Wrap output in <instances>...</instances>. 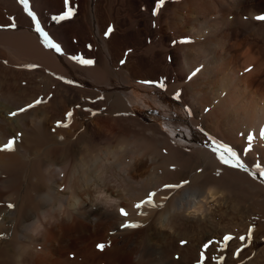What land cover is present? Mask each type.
Listing matches in <instances>:
<instances>
[{
	"label": "bare ground",
	"instance_id": "1",
	"mask_svg": "<svg viewBox=\"0 0 264 264\" xmlns=\"http://www.w3.org/2000/svg\"><path fill=\"white\" fill-rule=\"evenodd\" d=\"M29 2L65 54L44 47L18 0H0V25L16 24L0 29V149L16 140L0 151V264H198L204 243L249 229L238 260L264 264V247L251 250L264 240V178L254 168L264 165V0H166L156 15L159 0H72L75 15L59 23L51 16L64 0ZM76 75L92 87L57 78ZM149 80L180 93L187 137L137 116L129 83ZM37 98L47 102L20 112ZM197 135L205 142L191 144ZM209 137L240 152L250 172L221 165ZM149 191L157 207L137 210ZM205 255L239 264L215 244Z\"/></svg>",
	"mask_w": 264,
	"mask_h": 264
},
{
	"label": "snow or ice",
	"instance_id": "2",
	"mask_svg": "<svg viewBox=\"0 0 264 264\" xmlns=\"http://www.w3.org/2000/svg\"><path fill=\"white\" fill-rule=\"evenodd\" d=\"M19 4L23 6L24 11L26 12L27 16L30 17L31 21H32V25L34 28V31L39 35V37L42 40V43L44 45V47H46L47 49L53 50L55 53L63 56L64 50L61 46L60 43H58L50 34L48 31L45 30L44 25L41 23L39 17L37 16V14L32 10L31 6H30V2L29 0H18ZM166 0H159L158 5H157V11L154 12L153 14L156 15L158 13V10L160 7H162L165 4ZM64 5H65V10L62 12V14L59 15H53L51 16V20L55 21L57 23L68 20L70 18H72L75 15V10L74 7L72 6V0H64ZM10 19V23L8 25H0V29H7V28H16V24L14 22L15 18H9ZM257 20H261L264 21V16H258L256 17ZM114 31V27L113 26H108L105 32V36H110L111 33ZM192 41L189 38H184L181 41H179V43L182 44H188L191 43ZM89 48L91 47V45L88 46ZM131 50H129L130 52ZM69 59H71L72 61L82 65V66H92L94 65L95 61L91 58H85L83 55H71L69 56ZM126 61L125 60H121V64H124ZM26 67H28L29 69H35L38 66L37 65H27ZM202 70L201 67H197L188 77V79H192L194 76H196L200 71ZM58 79L64 81L65 83L69 84V85H74L76 82L73 80H68L65 77H57ZM140 83L142 84H146V85H151V86H155L159 89H164L166 87L164 81H140ZM175 98L179 99L180 98V93L177 92L175 94ZM48 99H51V97H48ZM47 100H44L43 98H37L34 103L27 105V108H20V112H25L28 109L34 108L42 103H46ZM88 111H91L90 109ZM206 111H208V109H206ZM95 114V113H93ZM189 114H191L190 110H189ZM11 115L14 117L17 115V112H12ZM68 119H71L73 116L72 112H68L66 114ZM67 125L63 124L62 122H57V127H66ZM259 136L264 139V129L260 130L259 132ZM255 136L254 134H248L246 139L248 142V147L243 149V154L247 155L248 152L251 151L252 148V141L254 140ZM209 141L210 143L208 145H206V147H208L210 149V151L212 153H214L216 155V159L219 161V163L223 166H227L230 168H234V169H240L242 171L245 172H250L249 166L248 164H246L244 162V160H242L241 158V154L240 152H238L234 147L230 146L227 143H223L220 140L214 138V137H209ZM16 143V140H10L8 141L7 144L4 145V147L2 149H0V151H13L14 150V145ZM254 168L256 169V172H259V176L261 178H264V165H262L261 163H255L254 164ZM201 171H203L201 169ZM256 172H251L250 174L253 176V178H256ZM221 173L219 170H217L216 175L219 176ZM189 184L188 180H183L180 183L177 184H171V183H166L163 185V189L164 190H175V189H179L184 187L185 185ZM210 195V194H209ZM157 196V191H149L146 194V198L139 201L138 203L135 204V208L137 210L143 209L146 206H152V207H157V205L155 204V200L154 198ZM165 199H167V197H165ZM8 208L12 209L15 206L11 203H9L7 205ZM119 214L121 216L127 217L129 215V213L124 209V208H120L119 209ZM141 215H143L144 213L141 212ZM121 227L123 228H136L139 227V225L137 224H133V223H125L122 224ZM252 232V229H249V237L246 236H240L239 239L241 241H245L246 239L250 238V234ZM235 237H233L232 235H224L222 240H209L208 242L203 244V250L199 253V262L198 264H205V261L208 260V256L205 255V253L207 252V250L213 245H217L220 247L221 250H224L227 245L228 242L233 240ZM182 244L187 243L186 241H181ZM106 247L105 244L101 243L97 245V248L99 250H103ZM241 251V249H237L236 251V255H239V252ZM212 260H217V264H222V260L223 258L220 257H211Z\"/></svg>",
	"mask_w": 264,
	"mask_h": 264
},
{
	"label": "rangeland",
	"instance_id": "3",
	"mask_svg": "<svg viewBox=\"0 0 264 264\" xmlns=\"http://www.w3.org/2000/svg\"><path fill=\"white\" fill-rule=\"evenodd\" d=\"M76 78H77V81H76V83L75 84H78V85H80V86H82V87H85L86 86V88H91L92 87V85H91V82L90 81H88V79L86 78V77H84V76H82V75H76L75 76ZM118 85V82L116 81V82H114L113 83V87L114 86H117ZM129 86H130V92H131V96L132 97H135V99L136 98H143L144 99V101H147V100H149L148 98H150V99H154V98H152L153 97V95L155 96V94H154V92H153V90L155 89V87L154 88H152L151 87V85H146V84H142V83H140V82H130L129 83ZM160 92H161V90H160ZM150 94V95H152V97L151 96H147V94ZM160 93H158V95H159ZM162 95H166V97H167V99H169V98H171V100L174 102V103H172V102H169V105H170V107L171 108H173L174 107V105L175 106H177L178 107V109L180 110V112L181 113H183V117L182 116H176L175 118H178V119H180L181 120V122H184V119L185 118H187V120H188V118H189V115H188V113H187V111L182 107V105L180 104V100L179 99H176L175 97H173V96H171V95H167V94H165V93H161ZM131 97V98H132ZM148 97V98H147ZM156 97V96H155ZM156 99V98H155ZM154 99V100H155ZM133 100V99H132ZM153 100V101H154ZM155 102V101H154ZM149 103V102H148ZM151 103V102H150ZM153 107H155L153 104H151ZM132 108L135 110V112H136V114H137V116L140 118V119H142V120H144V121H146L147 123H157V124H159L164 130H168L169 132H170V128L168 127V126H171V125H173V124H175L176 126H177V124L179 125L181 122H177V121H172L173 123H168L167 121H165L164 119H162V118H159L158 116H156L155 115V110H156V112H157V114L159 115H162L163 114V111L161 110V109H157V108H155V109H153L154 111L152 112V111H148L149 109H148V107H146V106H144V105H142V104H137V103H133L132 104ZM181 113H179V114H181ZM184 116H186V117H184ZM168 128H167V127ZM176 133H178V134H182L183 132L182 131H180V130H177V132ZM198 136V135H197ZM199 137V138H198ZM197 137V139H191V140H189V142H191V144H197V143H199V142H205V139L204 138H202V137H200V136H198ZM193 141V142H192ZM226 234V233H225ZM225 234H222L221 235V240H222V238H223V236L225 235ZM230 235H232L231 234V232L229 233ZM228 234V235H229ZM236 234H234L233 233V237H235L234 238V240H231V241H229L228 243V245H227V247L224 249V250H226V252H228V256L230 257V255H231V259H236L235 261L237 262V260L238 259H241V254H240V252H239V257H235L236 256V254H235V250H237V249H239V247H240V245L239 244H241L242 242L243 243H245L248 239H246L245 241H241L240 239H239V237H240V235H236ZM243 236V235H242ZM244 236H246V237H248V235H244ZM236 239H237V241H236ZM238 240H240V242L238 241ZM234 242H237V243H234ZM253 243H254V246L251 248V250L252 251H254V252H257L258 250H260V249H262L263 247H264V240H259V239H257V238H254L253 239ZM234 244V245H233ZM237 244V245H236ZM231 245V246H230ZM235 245L238 247H235ZM232 247V248H231ZM229 250H228V249ZM233 248L235 249V250H233ZM237 248V249H236ZM230 252V253H229ZM235 255V256H233V255ZM208 256V260H206L205 261V264H213L214 263V261L213 260H211V257L212 256H210V255H207ZM233 256V257H232ZM210 257V258H209ZM228 257V258H229ZM230 259V258H229ZM210 261H212V262H210ZM239 262H237V263H239V264H243V262L241 261V260H238Z\"/></svg>",
	"mask_w": 264,
	"mask_h": 264
},
{
	"label": "clouds",
	"instance_id": "4",
	"mask_svg": "<svg viewBox=\"0 0 264 264\" xmlns=\"http://www.w3.org/2000/svg\"><path fill=\"white\" fill-rule=\"evenodd\" d=\"M209 194L211 195L212 193L210 192ZM202 211H203V209H201L199 207L192 209V213L202 212Z\"/></svg>",
	"mask_w": 264,
	"mask_h": 264
}]
</instances>
